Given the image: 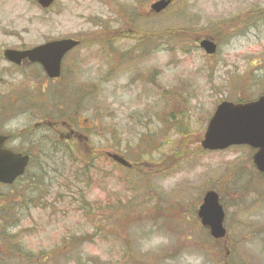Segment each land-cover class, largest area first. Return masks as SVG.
<instances>
[{
  "label": "rangeland",
  "instance_id": "rangeland-1",
  "mask_svg": "<svg viewBox=\"0 0 264 264\" xmlns=\"http://www.w3.org/2000/svg\"><path fill=\"white\" fill-rule=\"evenodd\" d=\"M158 1L58 0L42 11L30 0H0V62L2 48L82 41L65 63L63 83L44 82L41 72L28 70L40 79L28 83L27 99L41 110L30 107L28 125L13 121L12 135L30 131L22 145L34 159L30 174L47 167L39 177L49 190H41L45 203L34 204L40 187L29 181L20 200L28 175L18 185V201L5 211L10 264H264V177H258L250 152L198 151L220 103L264 95V0H173L156 14L151 6ZM206 39L219 47L213 57L199 48ZM62 101L83 111L70 114L73 125L57 115ZM173 116L182 121L184 135L179 123L163 128ZM37 122L49 134L43 128L35 134ZM187 135L188 146L181 147ZM55 139L82 159V147L102 150L89 177L70 173L80 177L74 200L62 187L61 174L70 165L63 171ZM107 153L136 169L122 170ZM158 163L163 167L154 168ZM55 164L59 172L50 169ZM210 190L220 193L227 212L228 237L220 241L198 216Z\"/></svg>",
  "mask_w": 264,
  "mask_h": 264
},
{
  "label": "water",
  "instance_id": "water-1",
  "mask_svg": "<svg viewBox=\"0 0 264 264\" xmlns=\"http://www.w3.org/2000/svg\"><path fill=\"white\" fill-rule=\"evenodd\" d=\"M44 9H48L55 0H36ZM171 3V0H160L151 6V10L160 13ZM79 45V42L68 39L54 41L38 46L30 51H7L5 58L19 64L23 59L40 64L47 76L51 79L61 75L62 59L70 50ZM201 47L208 54L216 52V45L211 41L201 42ZM250 145L258 149L254 163L258 170L264 173V98L246 105L232 103L221 104L212 117L205 134L202 147L209 151L225 150L230 146ZM4 157V160L1 158ZM118 163L128 166V163L119 156H112ZM29 162L28 157L2 152L0 150V182L11 183L24 173ZM199 217L204 226L210 228L216 238L225 236L223 228L224 212L219 203L217 193L208 192L204 198Z\"/></svg>",
  "mask_w": 264,
  "mask_h": 264
},
{
  "label": "flooded vegetation",
  "instance_id": "flooded-vegetation-1",
  "mask_svg": "<svg viewBox=\"0 0 264 264\" xmlns=\"http://www.w3.org/2000/svg\"><path fill=\"white\" fill-rule=\"evenodd\" d=\"M2 50L3 52L1 54V62H4L8 66L6 69H1L0 67V138L2 139L1 151H11L16 154L32 156V153L30 154L28 152V150H30L28 145H27L28 150L23 149L22 146L25 142L28 141V138L30 139L31 137L30 131L27 129L26 132L24 131L20 135H14V136L12 135V131H13L12 125L15 124L13 123V121L17 119L18 121L23 120L24 125H28L30 105L31 107H33L35 104L33 109L41 110L39 104H37L36 102L34 104H31L28 102L27 99L26 89H28L27 88L28 83L36 82L38 79H40L38 75L30 73L28 70L31 68L37 69V71L43 74L44 77L42 78L43 81L51 84L60 83L62 76L58 80L50 81L46 78L41 66L37 64H32L28 60H24L20 64H16L5 60L3 57V53L6 50L25 51L29 49H23L22 47H19L18 49L2 48ZM74 51L75 49L64 57L62 63V74L64 73L65 63L67 59L71 56V54ZM39 98L42 99V97ZM260 98H264V95L259 96L257 99L253 101H256ZM42 104H43V100L41 102V105ZM42 110H43V106H42ZM41 116H44V113ZM31 119L34 120V117H32ZM41 120L44 119L42 118ZM43 125L44 123L41 122H37L34 125H32L34 126L33 128L35 134L39 133V131L41 130L40 128H42ZM243 147L250 152L251 162H252L253 156L257 151L248 146H243ZM237 148L238 147H234L232 149H237ZM1 160H4V157H2ZM253 168L255 169L254 165ZM257 174L260 175V177L263 176L258 172ZM22 182H24V177L17 179L14 183L11 184L0 182V264H10V260L8 259V255H7V250L11 251L12 244L8 245L7 242H9V236L4 229V226L7 224L5 211L7 210L8 205H11V203H15L18 201L17 193L14 197L13 195L15 194L18 185H20V183ZM28 190L29 188L27 187L21 188L22 194L19 195L20 200L24 198L23 192L26 194ZM3 230L5 231V234H2Z\"/></svg>",
  "mask_w": 264,
  "mask_h": 264
},
{
  "label": "trees",
  "instance_id": "trees-1",
  "mask_svg": "<svg viewBox=\"0 0 264 264\" xmlns=\"http://www.w3.org/2000/svg\"><path fill=\"white\" fill-rule=\"evenodd\" d=\"M36 90L38 92H40L39 88H36ZM44 92V90H43ZM42 92V93H43ZM45 93V92H44ZM53 95V94H52ZM52 95H51V98H52ZM82 96V95H80ZM162 96L164 99H170V97L168 96V91H162ZM79 97V95H77V98ZM83 97V96H82ZM77 98H75L74 100H76ZM79 99V98H78ZM77 99V100H78ZM184 102H185V98H181ZM69 100V99H68ZM83 100H87L86 98H84ZM70 101V100H69ZM168 106V105H166ZM169 107V106H168ZM81 108L78 107V104L76 103V108L75 109H71V105H70V102L66 101H62V103L58 106V109L56 108L57 110V115H63L64 117V120L67 122V123H70L73 125V123L70 121V114L71 113H75L76 115L80 116L82 114L83 111H80ZM74 111V112H73ZM173 121V122H172ZM170 123H172L173 127H175V124L176 123H179L180 124V127L178 128V130H181V133L180 135H184V132H182V121H179L177 118H175L174 116L172 117V120L168 123V125H165L163 128L164 129H170ZM178 133V132H177ZM189 133V132H188ZM179 135V136H180ZM185 137V136H184ZM138 141H142V139L138 140ZM39 142L43 145V141L41 138H39ZM47 141L45 140V143ZM183 142V141H182ZM55 145L54 149H55V152L58 150V153L61 154V159H63V163H62V166H63V171L66 169V167L68 166V164L70 165L69 166V169L65 172H63L61 175H62V187H65L69 190L70 192V198L71 200H74L76 197V195L79 193L78 191L76 192H73V189H75L79 184H80V177L78 174H76V176L74 174H70L71 172L72 173H75L76 170H79L81 173H85L87 174V177H89L90 173L92 172V170H94V167L96 166L97 162L100 161L102 162V159H101V156L99 155V153H102V150L101 151H98V149L96 147H93L92 145H87V147H82V151H84L85 153V157L84 159L80 158L79 156H76L71 148V146L67 143H64V142H59L57 141V139L53 140V142ZM142 143H144V141H142ZM157 143V142H156ZM35 148L38 149V145L35 144ZM146 145L148 146H152L151 145V142L150 141H146ZM181 147L183 146H186V144H183L181 143L180 145ZM158 147H159V144L156 145V149L153 151V153L156 154V151L158 150ZM198 151H202L201 148L198 149ZM106 153V152H105ZM152 154V152L150 154L148 153H144L143 156L145 158H148V156H150ZM177 156L182 159L181 157L183 156V154H177ZM173 158H171L172 160L176 159V155H173L172 156ZM32 160L34 161V159L32 158ZM58 159H56L57 161ZM32 161L31 163V166H30V169L33 170L34 168V162ZM142 161H144V159L142 158ZM163 161L164 160H161V163L163 164ZM160 163V164H161ZM167 162L164 161V164L166 165ZM118 167V166H117ZM148 167V166H146ZM163 166L159 165L156 169H159ZM155 168V167H154ZM49 169V168H48ZM50 169H52L53 171L55 172H59L57 169V164H55L52 168L50 167ZM95 170L97 171V168L95 167ZM41 171H44L45 173H48L47 171V167H44L43 165L41 166H37V169H36V174H34V181H35V186H48L47 184L45 185L44 182H41L42 179L41 177H39ZM29 172H31L29 170ZM38 181V183L36 182ZM49 190V189H47ZM55 193L53 192H49L48 194H45V195H48V196H51V195H54ZM57 196V195H56ZM64 197H66V195H64ZM81 197H83V195H81ZM64 199V198H63ZM36 203H45L46 199H42L41 197V192H39V194L36 195V197L33 199ZM84 199L81 198L80 200H78V202L81 204V206H87V202L83 201ZM56 202L55 204H51V206L55 207L53 209L56 210ZM90 205V211L93 210V205L92 204H89ZM46 205H42L40 206L39 208H42L44 209ZM17 235V234H16ZM72 241V239H70ZM78 240H80L78 238ZM67 243V241L65 242Z\"/></svg>",
  "mask_w": 264,
  "mask_h": 264
}]
</instances>
